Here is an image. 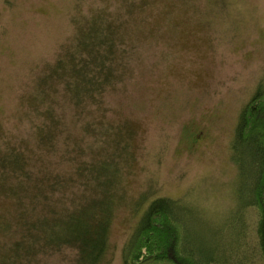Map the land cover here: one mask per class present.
<instances>
[{"label": "rangeland", "instance_id": "374dc122", "mask_svg": "<svg viewBox=\"0 0 264 264\" xmlns=\"http://www.w3.org/2000/svg\"><path fill=\"white\" fill-rule=\"evenodd\" d=\"M81 33L89 40L78 45ZM90 40L105 90L85 96L70 56ZM260 88L264 0H0V220L15 217L8 191L23 196L33 182L26 165L73 174L82 160L72 149L96 138L100 158L79 178L114 183L94 201L113 214L104 264H127L157 199L178 204L182 250L200 264H264L250 161L233 141ZM87 187L74 189L88 196ZM64 253L53 264H70Z\"/></svg>", "mask_w": 264, "mask_h": 264}, {"label": "trees", "instance_id": "16d2710c", "mask_svg": "<svg viewBox=\"0 0 264 264\" xmlns=\"http://www.w3.org/2000/svg\"><path fill=\"white\" fill-rule=\"evenodd\" d=\"M84 38L81 33L76 37V43L80 45ZM86 38L84 40L88 42L89 38ZM89 44L88 49L73 51L75 53L70 56H73V63L79 68L73 70L75 80L78 81L76 72L86 86L83 88L85 96L100 94L105 90L100 85L106 69L104 65L96 64L95 50L86 55V50L95 47L91 40ZM66 79L72 86L69 72ZM261 89L242 111L233 141L236 139L239 145H245L244 152L250 161L248 168L253 176L248 205L257 214V250L254 252L260 255L264 263V92ZM101 149L96 138L93 144L82 146V154L72 149L71 154L82 160L73 164L74 175L72 172L69 175H53L44 171L42 176L33 174L30 165H26L27 175H31L33 182H27L24 195L17 191L6 192L9 200L14 202L16 212L13 220H0V264H53L54 257L64 252L73 255L70 264L107 262L113 214H109V208L105 212V208L99 209L94 201L102 194L101 190H105L108 196L114 194V183L107 177L100 179L99 175H92L89 179L79 178L80 166L84 163L95 164L100 158L98 152ZM232 150L235 153L234 147ZM88 153L90 159L84 160ZM67 178L71 179L70 183ZM50 179H63L65 183H48ZM26 181H29L28 177ZM87 185L91 189L88 196H79L74 188L85 190ZM33 188L35 193L30 195ZM70 190H74L75 194H70ZM176 205L169 199H157L151 203L141 219L140 228L129 243L128 256H125L127 264H200L182 250L181 233L174 220Z\"/></svg>", "mask_w": 264, "mask_h": 264}]
</instances>
